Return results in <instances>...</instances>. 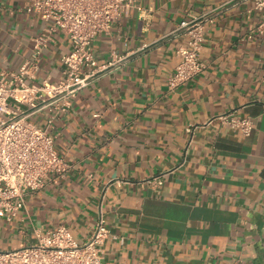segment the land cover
I'll list each match as a JSON object with an SVG mask.
<instances>
[{"label":"crops","instance_id":"0c3cea01","mask_svg":"<svg viewBox=\"0 0 264 264\" xmlns=\"http://www.w3.org/2000/svg\"><path fill=\"white\" fill-rule=\"evenodd\" d=\"M29 0H0V71L18 72L45 23ZM92 50L123 59L83 88L55 127L68 162L31 192L0 249L35 242L37 229L67 225L86 241L102 215L106 264H264V29L252 0H136ZM214 11L206 68L171 90L168 79L191 16ZM68 35L54 34L32 83L63 75ZM250 116L246 136L219 115ZM162 183H158L157 179Z\"/></svg>","mask_w":264,"mask_h":264},{"label":"built area","instance_id":"2783aa9c","mask_svg":"<svg viewBox=\"0 0 264 264\" xmlns=\"http://www.w3.org/2000/svg\"><path fill=\"white\" fill-rule=\"evenodd\" d=\"M252 2V9L260 14L259 27L264 29V0ZM132 6L143 10L136 0H29L27 10L45 23L34 39L32 57L18 72L0 71V224L2 219L13 221L25 208L28 194L43 189L52 175L65 177L69 164L56 148V121L71 109L83 88L123 59L113 56L101 64L92 44L98 35L109 33ZM214 11L186 18L172 32L185 37L186 42L177 49L180 61L168 79L171 90L206 68L201 52ZM58 31L65 32L71 43L70 51L62 57L63 75L57 82L45 78L32 83L41 56ZM218 118L246 136L255 127L252 117L235 110ZM157 182L162 183L160 179ZM109 236L102 215L84 242L77 241L64 224L37 229L35 242L0 249V264H106L102 245Z\"/></svg>","mask_w":264,"mask_h":264},{"label":"rangeland","instance_id":"374dc122","mask_svg":"<svg viewBox=\"0 0 264 264\" xmlns=\"http://www.w3.org/2000/svg\"><path fill=\"white\" fill-rule=\"evenodd\" d=\"M36 241V240H35Z\"/></svg>","mask_w":264,"mask_h":264}]
</instances>
